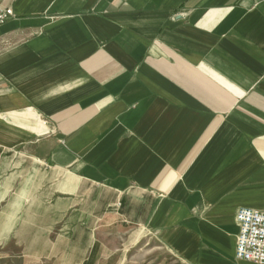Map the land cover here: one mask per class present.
<instances>
[{"label":"crops","instance_id":"1","mask_svg":"<svg viewBox=\"0 0 264 264\" xmlns=\"http://www.w3.org/2000/svg\"><path fill=\"white\" fill-rule=\"evenodd\" d=\"M0 160L115 195L186 264L264 211V0H0Z\"/></svg>","mask_w":264,"mask_h":264},{"label":"rangeland","instance_id":"2","mask_svg":"<svg viewBox=\"0 0 264 264\" xmlns=\"http://www.w3.org/2000/svg\"><path fill=\"white\" fill-rule=\"evenodd\" d=\"M116 197L14 149L0 160V264H186Z\"/></svg>","mask_w":264,"mask_h":264},{"label":"built area","instance_id":"3","mask_svg":"<svg viewBox=\"0 0 264 264\" xmlns=\"http://www.w3.org/2000/svg\"><path fill=\"white\" fill-rule=\"evenodd\" d=\"M13 11L0 4V24L10 19ZM238 226L234 256L237 260L264 264V211L240 207L235 215Z\"/></svg>","mask_w":264,"mask_h":264}]
</instances>
